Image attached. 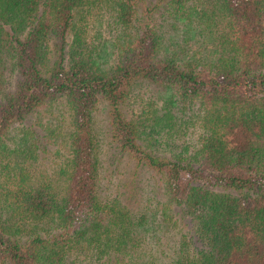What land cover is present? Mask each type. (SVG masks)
Returning <instances> with one entry per match:
<instances>
[{
	"label": "trees",
	"instance_id": "1",
	"mask_svg": "<svg viewBox=\"0 0 264 264\" xmlns=\"http://www.w3.org/2000/svg\"><path fill=\"white\" fill-rule=\"evenodd\" d=\"M93 11L115 32L100 46L109 63L76 23ZM142 81L168 96L131 118L122 106ZM1 83L0 264H264V0H0ZM99 102L153 198L102 193ZM53 103L71 127L56 190L22 160L44 150L25 120ZM176 126L193 129L179 146ZM171 228L165 250L137 254V235Z\"/></svg>",
	"mask_w": 264,
	"mask_h": 264
},
{
	"label": "rangeland",
	"instance_id": "2",
	"mask_svg": "<svg viewBox=\"0 0 264 264\" xmlns=\"http://www.w3.org/2000/svg\"><path fill=\"white\" fill-rule=\"evenodd\" d=\"M104 13L105 12L103 11H93L92 14L87 15V17H82L83 20L81 19L80 22H76L77 26L82 25L85 40L96 45V48L101 50L99 61L102 64L110 62V52L112 49L102 50L103 48L100 46L104 44L105 47L107 46V48H110L111 38L115 34L112 26L107 20L108 17L106 13ZM163 24V41L168 42V39H172L173 42H176L177 39L171 33L172 29L167 27L169 25V21H164ZM188 43L191 48H194V45L196 44L193 39L189 40ZM3 88L4 85L1 83L0 91ZM166 96H168V93L162 88L143 81L137 82L130 88L126 102L122 106V110L126 116L131 118L139 116L142 109H145V114L149 115L146 105L149 102H153V105L159 107L162 102L161 98ZM185 117H187V115L183 116V118ZM93 120L97 141V155L99 160L98 179L102 193L111 195L121 193L123 195V199L124 196L125 199H129L126 195L129 193L133 194L134 190H137L139 193H142L143 196L148 195L150 198H153V193L151 191L152 188H150L152 185V179L148 177L149 173L147 171L143 172L141 170L134 169V162L127 156L117 153L113 146L109 143L106 106L104 103H97L93 112ZM26 125L30 126L31 130H35L38 134L42 135L43 142L40 147L44 150L38 152L36 160H26L25 158H22L23 164L27 166V170L35 182L36 180L49 182L55 190L61 189L64 182V176L60 172L58 173V168L66 163L63 155L66 153L68 146V134L71 131L69 120L64 112L63 106L58 103L43 106L38 111L27 117L24 123V128ZM46 126H50V131L45 130ZM182 128H180V130L185 133L182 134L183 132H180L181 135L178 137L176 132H178L179 128L176 126L175 130H172L173 136H176L172 143L176 146L181 145L182 140H186L191 137H188L187 135L189 131V135L193 132V129ZM17 132V136H22V130L20 127L16 130V133ZM26 138H28V136ZM15 142L17 146H22L17 138L15 139ZM44 142L47 143L45 144ZM159 145L160 147L158 148H163L164 146L163 144ZM166 152L167 151H164V153ZM5 157H13V155ZM5 157L2 159V162L6 160ZM17 159L19 160V157ZM4 179L5 178L2 175L0 182ZM150 201L153 202V199ZM125 202L131 204L132 199L125 200ZM152 206L153 205L151 204V207ZM174 232L175 229L171 228L169 232L153 233V236H147V234L142 233L141 235H137V237H139V246L136 250L137 254H142L140 257L143 259L150 256H157L159 251L165 248L166 240L173 241L175 239L176 236ZM148 253L151 254L149 255Z\"/></svg>",
	"mask_w": 264,
	"mask_h": 264
}]
</instances>
